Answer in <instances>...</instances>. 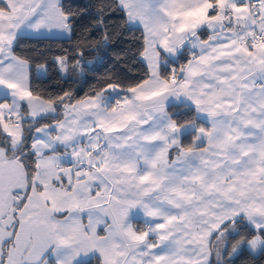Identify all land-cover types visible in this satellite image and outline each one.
Wrapping results in <instances>:
<instances>
[{
    "label": "snow or ice",
    "instance_id": "obj_1",
    "mask_svg": "<svg viewBox=\"0 0 264 264\" xmlns=\"http://www.w3.org/2000/svg\"><path fill=\"white\" fill-rule=\"evenodd\" d=\"M0 264H264V0H0Z\"/></svg>",
    "mask_w": 264,
    "mask_h": 264
},
{
    "label": "trees",
    "instance_id": "obj_2",
    "mask_svg": "<svg viewBox=\"0 0 264 264\" xmlns=\"http://www.w3.org/2000/svg\"><path fill=\"white\" fill-rule=\"evenodd\" d=\"M71 2L80 4L86 2V0H71ZM136 35H139V33H136ZM128 39H131V36H129ZM126 46V44H120L116 46V53L120 52L121 49L125 48ZM49 47L56 48L57 46L51 45L50 42L47 41L30 40L26 42V50L29 52V54L33 55L37 59L43 58V55L47 53ZM116 53L111 54V63L113 65L120 66L116 69L117 71L127 70L129 67H131L133 70L128 72V75L130 76L138 75L140 71H142L138 65H122L120 59L117 58ZM101 71H103V69ZM84 88L86 91L88 85H85Z\"/></svg>",
    "mask_w": 264,
    "mask_h": 264
}]
</instances>
